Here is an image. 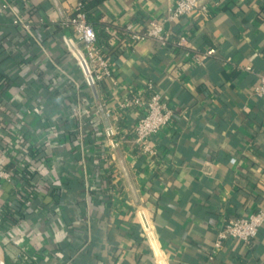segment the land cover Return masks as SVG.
<instances>
[{
	"label": "crops",
	"instance_id": "1",
	"mask_svg": "<svg viewBox=\"0 0 264 264\" xmlns=\"http://www.w3.org/2000/svg\"><path fill=\"white\" fill-rule=\"evenodd\" d=\"M78 1L0 0V168L13 170L23 156L21 131L59 128L38 147L40 166L36 150L26 177L0 180V264H19L22 248L27 264H156L141 210L168 264H264V224L251 244L227 240L209 256L224 224L264 208V97L254 94L264 71V0H206L203 12L165 20L167 44L134 42L116 27L146 28L176 0H102L92 11L112 25L109 43L122 52L95 86L65 42L62 21ZM18 17L31 28L14 24ZM207 47L217 53L195 62ZM148 81L175 111L152 142L154 156L133 144L139 111L120 106ZM91 181L108 197L89 198ZM67 192L80 204L58 203ZM85 234L70 254L73 235Z\"/></svg>",
	"mask_w": 264,
	"mask_h": 264
},
{
	"label": "built area",
	"instance_id": "2",
	"mask_svg": "<svg viewBox=\"0 0 264 264\" xmlns=\"http://www.w3.org/2000/svg\"><path fill=\"white\" fill-rule=\"evenodd\" d=\"M6 6L5 4L4 7ZM82 7V2L78 1L74 9L76 14L74 16L70 14L65 18L64 26L70 31V34L65 36V42L82 69L86 84L88 86H95L113 75L112 60L105 56L97 44L96 30L87 22ZM206 8V0H176L174 7L170 9L166 18H155L151 20L146 28H140L134 23H128L124 25L121 33L134 42L155 39L162 44H167L171 39L169 33L165 30V20L177 21L181 17L203 12ZM13 22L14 24L22 26L24 29H30L32 21L18 17ZM117 32H119L118 29ZM176 43L185 45V37L180 36ZM216 53L217 49L215 47H207L201 52L194 53L193 59L195 62L200 63ZM78 54L81 55L82 59ZM247 69L252 70L249 66ZM258 76L259 83L254 89V94L258 97H264V71L259 73ZM120 106L125 109L135 108L139 111L136 121L132 123V141L135 147L148 156L157 154L152 142L159 139L160 133L172 120L175 111L164 99V96L156 90L153 81H148L143 86L133 89L132 96L120 101ZM112 112L111 109H108L106 113L107 115H111ZM21 125L24 126L25 123L22 122ZM58 130L59 128L54 126L46 129L44 134H36L34 137L28 136L24 131H21L18 134V140L24 143V154L13 170L7 171L0 168V177L12 182L15 174L19 176L23 175L28 158L45 141L53 139L58 134ZM116 133L111 126L106 129L108 137H112ZM116 144V142H113L112 145ZM93 185L94 183L91 181L89 187ZM137 215L140 218L144 236L149 243L156 264H168L153 221L143 210L138 211ZM263 224L264 208L255 210L245 216H239L224 224L218 231L217 238L210 252V257H213L227 240L236 239L244 244H251ZM19 256L24 260L29 258L25 248H22Z\"/></svg>",
	"mask_w": 264,
	"mask_h": 264
},
{
	"label": "trees",
	"instance_id": "3",
	"mask_svg": "<svg viewBox=\"0 0 264 264\" xmlns=\"http://www.w3.org/2000/svg\"><path fill=\"white\" fill-rule=\"evenodd\" d=\"M79 1H81L82 4H83L82 10L84 11V13L86 15L87 22L89 24H91L96 30V33H97V44L99 45V47L101 48V50L105 54V56L110 58L111 55H120L122 50L119 47L113 46V45H111L109 43V39L111 38V36L113 34L112 31L109 29V28H111L112 25L110 23L101 21L100 17L95 15L93 13V11H92V9L94 7H96V6H98L102 2V0H79ZM75 14H76V12L74 10L71 13V15L74 16ZM65 20L66 19H64L62 21V24H64ZM123 27L124 26H118L116 28L121 33V31L123 30ZM48 79L53 82L54 78H51V77L48 76ZM2 81H4V79L1 80V82ZM72 86H75V85L71 83V85H69V88H71ZM37 151H38L36 153L37 155L35 154L36 157L33 158V164H35L36 166H40L41 162H44V160H45V154H44V152L41 149H37ZM33 156H34V153H33ZM21 158H22L21 156L17 155L15 157V160L19 161ZM28 167H29V164L26 163L25 164V169H24V172H23V175H25V177H26V174H28L27 173ZM14 176L15 177H13V181L12 182L10 181V183L15 184L19 180V178H18L19 175L15 174ZM0 180H1V177H0ZM27 180H28V178H26V180L23 182L24 183L23 186L27 190H32L31 189V185H30L29 181H27ZM88 188L89 189L91 188V190H90L91 192H90V197L89 198H92L91 196L94 195L95 196L94 199L97 200L96 198H97V196H99V194L102 195L104 198L108 197V193H106V191L104 190L102 184L101 185L100 184L99 185L94 184L93 186L88 187ZM67 189L69 191H71L70 187L68 185H67ZM56 200H57L58 203H61V204L66 203V204H68L70 206L71 205L75 206V205L80 204L79 201H77L76 198L73 196V194H69L68 192L64 196L57 197ZM77 209L81 211V206H78ZM4 212L5 211H3L2 213H4ZM245 215H248V214H244V215H241V216H245ZM86 236H87V234L78 235V236L77 235H73V237H72V245H71L72 247L70 249V254L76 255V251L78 249H80V247H82L85 239L87 238ZM253 240H252V242H253ZM55 252H57V249L53 248L51 250V253H55ZM209 256H210V252H209ZM46 262L47 261H41V264H45ZM20 263L27 264L29 262L27 260L21 259V261H19V264Z\"/></svg>",
	"mask_w": 264,
	"mask_h": 264
},
{
	"label": "water",
	"instance_id": "4",
	"mask_svg": "<svg viewBox=\"0 0 264 264\" xmlns=\"http://www.w3.org/2000/svg\"><path fill=\"white\" fill-rule=\"evenodd\" d=\"M78 55H79V57L82 59L81 55H80V54H78Z\"/></svg>",
	"mask_w": 264,
	"mask_h": 264
}]
</instances>
